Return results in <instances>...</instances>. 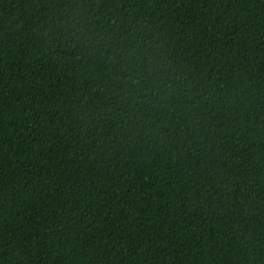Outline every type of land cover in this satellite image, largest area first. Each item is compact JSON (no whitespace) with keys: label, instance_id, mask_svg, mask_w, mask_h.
Masks as SVG:
<instances>
[{"label":"trees","instance_id":"1","mask_svg":"<svg viewBox=\"0 0 264 264\" xmlns=\"http://www.w3.org/2000/svg\"><path fill=\"white\" fill-rule=\"evenodd\" d=\"M0 264H264V0H0Z\"/></svg>","mask_w":264,"mask_h":264}]
</instances>
